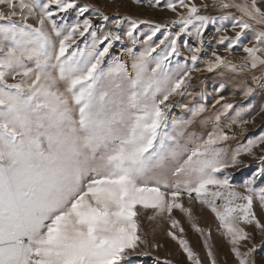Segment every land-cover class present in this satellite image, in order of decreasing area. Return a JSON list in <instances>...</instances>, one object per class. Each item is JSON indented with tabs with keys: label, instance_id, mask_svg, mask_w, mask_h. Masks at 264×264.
Listing matches in <instances>:
<instances>
[{
	"label": "snow or ice",
	"instance_id": "6c2138e0",
	"mask_svg": "<svg viewBox=\"0 0 264 264\" xmlns=\"http://www.w3.org/2000/svg\"><path fill=\"white\" fill-rule=\"evenodd\" d=\"M134 3L176 19L0 0V264H173L153 256L163 245L142 218L168 223L183 264H218L197 206L214 215L235 264H264V131L246 136L244 118L249 106L264 112V0ZM204 72L223 77L212 109L182 105L174 116V98L201 91ZM233 75L248 77L244 104L225 101Z\"/></svg>",
	"mask_w": 264,
	"mask_h": 264
},
{
	"label": "rangeland",
	"instance_id": "374dc122",
	"mask_svg": "<svg viewBox=\"0 0 264 264\" xmlns=\"http://www.w3.org/2000/svg\"><path fill=\"white\" fill-rule=\"evenodd\" d=\"M197 3H200V0H196ZM210 2V0H209ZM81 4H91L97 7H100L107 14H114L117 11L121 15H130L133 18L140 20H150L156 23H166L176 19V16L171 11L167 10L163 7H148L147 4H136L134 0H117V3H122L121 7H117V3L109 2V0H79ZM154 9L157 15L152 16V10ZM234 10V9H232ZM216 13V10H212L209 14ZM149 14V15H147ZM31 22V21H30ZM148 26L141 25L140 32H147ZM186 39V38H185ZM119 50V49H118ZM184 55L187 56L188 53L185 51ZM239 64L242 63L243 57L240 58ZM184 62V61H183ZM181 62V63H183ZM213 74L204 72L197 75V81L193 85V88H199L201 91L191 92L190 95H186L183 99L180 97H175V101L178 106L174 110L173 115L181 114L183 112L182 105H190V104H202L207 103V107L209 111L212 109L215 104L216 94L213 92V86L223 80V78H217L212 76ZM248 77L243 75H233V79L236 83H229V87L224 92L225 101L231 102L233 104H244L245 100L240 94V89L242 86L243 79H247ZM12 82V81H10ZM191 91V90H190ZM207 97V101H205L204 97ZM258 103V101L256 102ZM219 108V105L216 106ZM251 106H249V109ZM249 109L244 110V118L248 119L251 117L252 119L246 125V136H254L258 135L261 131H264V112L257 114L255 111H250ZM242 139V138H241ZM238 141H233L235 144ZM254 151L259 152L258 149ZM245 160L246 164H251L253 166L258 164V161L251 159L250 157H242ZM230 172H236L237 170L230 169ZM241 179V175L237 173L236 183H239ZM256 210L258 215H260L261 219H264V211H262L259 207L258 202L256 203ZM196 215L198 216V223L201 227L211 228L212 230V241L211 243L214 246V251L217 252L218 255V264H235L231 253L229 251V245L227 243L226 238L223 236V230L219 228V224L216 221L214 215L207 210L206 208H201L197 206ZM183 221V226L185 228L184 236L189 241L190 245L194 248L195 251L199 252L203 257L205 255L204 249L202 247V240L200 234L192 230L190 224L180 217ZM168 228V223L165 220L157 219L155 221H149L146 218H142V229L143 232L147 235L149 240L153 243H160L163 247L158 250H153V256L158 255L163 261L164 259H171L173 264H183L184 256L183 253L179 250L178 245L175 241H172L166 235V230ZM249 231H254L253 228H249ZM261 237L256 236V241L259 243ZM148 264H152V261L149 260Z\"/></svg>",
	"mask_w": 264,
	"mask_h": 264
},
{
	"label": "crops",
	"instance_id": "0c3cea01",
	"mask_svg": "<svg viewBox=\"0 0 264 264\" xmlns=\"http://www.w3.org/2000/svg\"><path fill=\"white\" fill-rule=\"evenodd\" d=\"M147 10H152V12H151V14H152V16H154V15H157L156 13H155V10L154 9H147ZM228 11H230V12H235V10H232V9H229ZM214 14H216V13H214ZM147 15H149V14H147ZM229 35H232V33H231V30H229V33H228ZM186 39H187V37H185ZM181 51H182V56H185L184 55V52L186 51L183 47H182V49H181ZM187 52V51H186ZM221 54L222 55H227L226 53H224L223 52V50L221 49ZM244 53L242 52V51H239V50H237V51H234L233 53H231V55L229 56V58L233 61V63L234 64H238L239 65V61L241 60L240 58L241 57H244ZM181 62H183V60H181ZM212 76H215V77H217V78H223L222 76H220V75H212ZM244 80V79H243Z\"/></svg>",
	"mask_w": 264,
	"mask_h": 264
},
{
	"label": "built area",
	"instance_id": "2783aa9c",
	"mask_svg": "<svg viewBox=\"0 0 264 264\" xmlns=\"http://www.w3.org/2000/svg\"><path fill=\"white\" fill-rule=\"evenodd\" d=\"M210 12H212V11H210ZM210 12H209V13H210ZM209 13H208V14H209Z\"/></svg>",
	"mask_w": 264,
	"mask_h": 264
},
{
	"label": "bare ground",
	"instance_id": "6f19581e",
	"mask_svg": "<svg viewBox=\"0 0 264 264\" xmlns=\"http://www.w3.org/2000/svg\"><path fill=\"white\" fill-rule=\"evenodd\" d=\"M212 11V10H211ZM211 13V12H210Z\"/></svg>",
	"mask_w": 264,
	"mask_h": 264
}]
</instances>
